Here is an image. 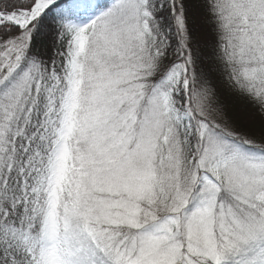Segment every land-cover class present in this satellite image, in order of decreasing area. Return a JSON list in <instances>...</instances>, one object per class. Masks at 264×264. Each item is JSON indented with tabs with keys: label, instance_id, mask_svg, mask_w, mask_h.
Returning a JSON list of instances; mask_svg holds the SVG:
<instances>
[{
	"label": "snow or ice",
	"instance_id": "6c2138e0",
	"mask_svg": "<svg viewBox=\"0 0 264 264\" xmlns=\"http://www.w3.org/2000/svg\"><path fill=\"white\" fill-rule=\"evenodd\" d=\"M0 264H264V0H0Z\"/></svg>",
	"mask_w": 264,
	"mask_h": 264
},
{
	"label": "trees",
	"instance_id": "16d2710c",
	"mask_svg": "<svg viewBox=\"0 0 264 264\" xmlns=\"http://www.w3.org/2000/svg\"><path fill=\"white\" fill-rule=\"evenodd\" d=\"M239 103L243 104V101L241 100V101H239Z\"/></svg>",
	"mask_w": 264,
	"mask_h": 264
}]
</instances>
